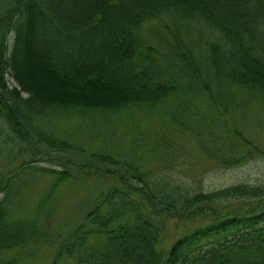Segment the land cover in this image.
<instances>
[{"label":"trees","instance_id":"1","mask_svg":"<svg viewBox=\"0 0 264 264\" xmlns=\"http://www.w3.org/2000/svg\"><path fill=\"white\" fill-rule=\"evenodd\" d=\"M165 14L215 31L220 40L207 47L215 78L264 100V0H7L0 11V114L12 136L74 152L46 137L39 121L56 113L153 110L180 88L209 95L206 73L162 62L144 38L142 26ZM230 132L248 146L246 154L264 157L238 130ZM36 162L30 157L0 179V264H30L4 253L50 241L49 217L38 206L58 185L76 181L71 169L96 177L100 187L85 190L82 216L58 237L50 264H264V183L194 192L178 181L151 182L133 162L95 152L75 165L58 159L59 170ZM223 162L240 163L241 152ZM37 174L52 183L30 216H18L16 198ZM161 215L195 225L161 249Z\"/></svg>","mask_w":264,"mask_h":264},{"label":"rangeland","instance_id":"2","mask_svg":"<svg viewBox=\"0 0 264 264\" xmlns=\"http://www.w3.org/2000/svg\"><path fill=\"white\" fill-rule=\"evenodd\" d=\"M6 1L0 0V11ZM142 32L148 43L164 56L162 62L168 58L178 69L188 71L192 66L206 73L210 94L180 88L163 106L153 110L134 108L110 115L56 113L39 121L46 137L64 141L75 147L74 152L49 150L36 137H30L31 142L17 140L0 114V179L30 157L40 160L36 165L59 170L62 167L57 164L58 159L66 158L67 163L75 165L95 152L133 162L151 182L178 181L194 192L213 191L236 183H264V157L254 151L246 154L248 146H243L241 139L230 132L238 130L254 147L264 150V100L251 98L215 78L207 47L211 42H219L218 34L198 21L167 14L145 23ZM179 81L183 84L185 78ZM240 152V163L223 162ZM71 170L76 181L58 185L51 198L38 206L44 218L49 217L46 224L50 241L40 238L28 247L5 252V256L19 255L30 264H50L58 237H64L82 216L80 204L85 190L96 194L100 187L96 177L86 176L78 169ZM28 180L15 201L18 216L32 214L53 178L37 174ZM159 218L165 225L159 242L161 249L195 225V221L178 222L164 215ZM61 264L74 263L73 259H66Z\"/></svg>","mask_w":264,"mask_h":264}]
</instances>
